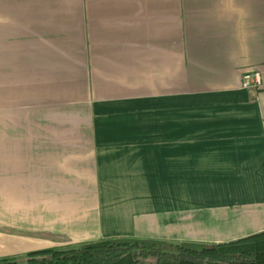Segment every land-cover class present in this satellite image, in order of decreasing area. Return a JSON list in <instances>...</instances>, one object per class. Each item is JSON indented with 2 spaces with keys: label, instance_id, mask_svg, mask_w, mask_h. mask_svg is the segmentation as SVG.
Masks as SVG:
<instances>
[{
  "label": "crops",
  "instance_id": "obj_1",
  "mask_svg": "<svg viewBox=\"0 0 264 264\" xmlns=\"http://www.w3.org/2000/svg\"><path fill=\"white\" fill-rule=\"evenodd\" d=\"M260 231L264 0H0V258Z\"/></svg>",
  "mask_w": 264,
  "mask_h": 264
},
{
  "label": "trees",
  "instance_id": "obj_2",
  "mask_svg": "<svg viewBox=\"0 0 264 264\" xmlns=\"http://www.w3.org/2000/svg\"><path fill=\"white\" fill-rule=\"evenodd\" d=\"M148 257H156L155 262L146 261ZM0 264H18V260L0 258ZM26 264H264V231L220 243L108 238L32 252Z\"/></svg>",
  "mask_w": 264,
  "mask_h": 264
},
{
  "label": "built area",
  "instance_id": "obj_3",
  "mask_svg": "<svg viewBox=\"0 0 264 264\" xmlns=\"http://www.w3.org/2000/svg\"><path fill=\"white\" fill-rule=\"evenodd\" d=\"M241 86L249 90H259L262 86V75L259 70L252 69L243 74Z\"/></svg>",
  "mask_w": 264,
  "mask_h": 264
},
{
  "label": "rangeland",
  "instance_id": "obj_4",
  "mask_svg": "<svg viewBox=\"0 0 264 264\" xmlns=\"http://www.w3.org/2000/svg\"><path fill=\"white\" fill-rule=\"evenodd\" d=\"M155 260H156V257H148L146 259V261H151V262H155Z\"/></svg>",
  "mask_w": 264,
  "mask_h": 264
}]
</instances>
